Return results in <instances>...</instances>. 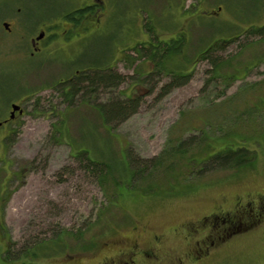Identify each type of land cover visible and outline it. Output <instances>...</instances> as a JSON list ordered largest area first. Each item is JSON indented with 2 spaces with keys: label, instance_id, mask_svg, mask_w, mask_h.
Wrapping results in <instances>:
<instances>
[{
  "label": "rangeland",
  "instance_id": "rangeland-1",
  "mask_svg": "<svg viewBox=\"0 0 264 264\" xmlns=\"http://www.w3.org/2000/svg\"><path fill=\"white\" fill-rule=\"evenodd\" d=\"M83 6L92 9L68 18ZM20 14L29 25L39 23L46 39L30 59V35H5L0 24L2 118L11 103L24 110L0 128V264H28L25 252L35 254L32 264H264V63L233 79L241 65L232 62L212 78L209 61L198 56L208 46H219L212 56L223 60L264 56V43L240 51V34L264 24V0L0 3L4 21ZM179 36L164 67L189 73L188 80L164 93L169 76L135 48L145 44L143 52L160 54ZM95 66L127 77L114 96L141 100L138 112L113 128L93 107L108 95L75 97L69 105L55 86ZM188 137L196 142L185 154L168 156ZM221 141L244 144L254 160L196 177L191 158ZM129 150L167 158L126 192L116 183ZM75 156L106 160L113 174L99 179ZM238 201L260 204L250 224L225 230L230 226L213 218L245 221Z\"/></svg>",
  "mask_w": 264,
  "mask_h": 264
},
{
  "label": "trees",
  "instance_id": "trees-1",
  "mask_svg": "<svg viewBox=\"0 0 264 264\" xmlns=\"http://www.w3.org/2000/svg\"><path fill=\"white\" fill-rule=\"evenodd\" d=\"M91 9L92 6H85L82 9H76L77 11L74 10L75 12H68V18L77 19V14L83 16L87 10L90 12ZM146 30L148 31L147 25ZM240 35L244 36L245 40V43L243 42L240 45V51H243L246 48H252L251 46L253 45L257 46L259 43H264V24L257 27L253 26ZM239 36L232 38L229 42L238 40L237 38H239ZM250 36L253 38L251 39ZM150 37L152 41L156 40L153 34H151ZM175 38L177 41L175 39V41H173V38L171 40H167V42L173 44V46L162 49L160 54L158 52V48H155L153 53H148L146 51L143 52L145 44H140L137 48H135L137 52L140 51L145 53L151 58V60L154 61L155 65L159 68V71H157L158 73L160 70H162L169 76V80L163 86L164 93L170 91L175 86L184 84L188 80L189 76V73H183L181 70H177L174 67L170 69L164 67L165 59L170 60L172 58V54H175V50H178L174 43L180 44L182 42V36ZM164 46L166 45L164 44ZM218 48L219 46L214 48L208 46L205 48V50H201L202 52L198 55L199 58H204L209 61L210 65L212 66V78L220 77L219 73L222 70H225L224 66L231 65L232 62H235L236 65H241L240 68L233 69V74H231V78L233 79L237 78L241 73L245 74L248 70L254 67V65L260 64L261 62L264 63V56L259 54H254L250 59H247V62H239V60L229 61L230 59L223 60L220 57L212 56L213 51ZM166 50L168 52V58L166 57L163 59L166 54ZM125 78L127 77L119 73L116 69L111 67L100 68L95 66L94 68L88 67L81 70L77 77L73 74L65 81V83L63 80L56 81L55 86L61 88V95L67 99L69 105L72 104V100L75 97L92 98V96L95 94L97 95L101 93L108 95L106 101H94L93 107L101 117L103 123L109 128H113L117 124L126 121L129 117L137 113L141 106V100L136 96H127L125 99H120L119 97L114 96V91L116 90L117 86L121 84ZM195 142L196 138L194 137H188L186 139L180 140L174 145L173 148H171V152L168 154V156H180L185 154L187 149ZM254 157V152L244 144L234 145V143L221 141L220 145L216 147L214 151L203 155L202 158H191L190 161H192L191 165L193 168L190 169V171H193L196 177H200L205 173L212 171L240 169L250 165L254 160ZM166 158L167 156L160 159L158 157L140 158L133 154L130 150L125 151V165L123 170L126 172L124 173V179L116 183V189L119 190L120 188H123L126 192L133 190L132 183L135 179H140L150 169L153 170L160 166L162 167L163 161ZM78 160L83 169L90 171L92 175L98 176L99 179L106 178L107 176L113 174L111 165L106 160H97V158H91L88 156L81 159L78 158ZM7 255L8 259L11 260L12 257H10V254L8 253ZM34 255L35 254L33 253L25 252V256L29 259L34 257ZM29 259L28 264H32Z\"/></svg>",
  "mask_w": 264,
  "mask_h": 264
},
{
  "label": "flooded vegetation",
  "instance_id": "flooded-vegetation-1",
  "mask_svg": "<svg viewBox=\"0 0 264 264\" xmlns=\"http://www.w3.org/2000/svg\"><path fill=\"white\" fill-rule=\"evenodd\" d=\"M5 0H0L1 2H4ZM83 7H80L78 9H82ZM19 12H21L19 9H17ZM21 15V14H20ZM4 16H2V18H0V24L1 27L3 28L4 34L7 35L15 30H19L21 32H19L21 34V36L24 37V34L27 33L30 36L28 37L29 40V45L31 48V51H29V54H27V58H32L34 57L37 52L40 51V43L46 39V33L45 31L41 30L40 25H38L39 23H34L33 25H29L27 23H25L22 15L21 16H17L16 19H14V21H4ZM23 78V76H21ZM20 81V80H19ZM23 81V80H22ZM21 82V81H20ZM1 88H0V105L3 102V97L1 96ZM10 100L7 99V103ZM12 104H16V103H11ZM10 105V106H11ZM18 105V104H16ZM20 107V109L22 110V112H19L18 110H16L13 114H12V110L10 109L9 111V115L7 116V118L3 119L2 117L4 116L3 111H0V118H2L3 120L0 121V128L2 126H5L8 122L14 121L17 117V115H22L24 110L22 109L23 107L21 105H18ZM260 204L255 202V201H249L248 203H241L240 201L237 202L236 204V210L240 209V213L242 215H244V219L245 221H241L240 219L236 220L233 217H222V216H215V218H213V220H218L220 223H224L226 222L227 224L224 226H230L228 229L225 230H232L233 232H236L237 230L241 229L244 226H247L248 224H250L253 221V218L255 216V210L256 208H258V205ZM254 212V213H253ZM259 215V213H257V216ZM214 217V216H213ZM207 247V246H206ZM209 248V246L207 247ZM106 262V261H105ZM103 262L102 264H108ZM109 264H116V262L113 261V259H111L109 261ZM124 264H128V263H124Z\"/></svg>",
  "mask_w": 264,
  "mask_h": 264
},
{
  "label": "water",
  "instance_id": "water-1",
  "mask_svg": "<svg viewBox=\"0 0 264 264\" xmlns=\"http://www.w3.org/2000/svg\"><path fill=\"white\" fill-rule=\"evenodd\" d=\"M10 108H11V112H12V114L16 111V110H18L19 112H22V110L20 109V107L18 106V105H16V104H12L11 106H10Z\"/></svg>",
  "mask_w": 264,
  "mask_h": 264
}]
</instances>
